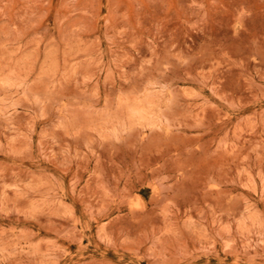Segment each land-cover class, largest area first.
Instances as JSON below:
<instances>
[{"label":"rangeland","instance_id":"rangeland-1","mask_svg":"<svg viewBox=\"0 0 264 264\" xmlns=\"http://www.w3.org/2000/svg\"><path fill=\"white\" fill-rule=\"evenodd\" d=\"M0 264H264V0H0Z\"/></svg>","mask_w":264,"mask_h":264}]
</instances>
